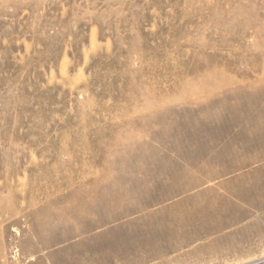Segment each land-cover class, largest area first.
Returning <instances> with one entry per match:
<instances>
[{
    "label": "rangeland",
    "instance_id": "rangeland-1",
    "mask_svg": "<svg viewBox=\"0 0 264 264\" xmlns=\"http://www.w3.org/2000/svg\"><path fill=\"white\" fill-rule=\"evenodd\" d=\"M0 264H264V0H0Z\"/></svg>",
    "mask_w": 264,
    "mask_h": 264
}]
</instances>
